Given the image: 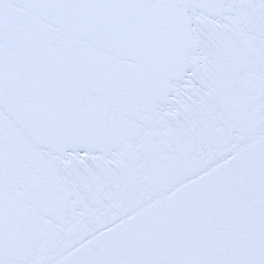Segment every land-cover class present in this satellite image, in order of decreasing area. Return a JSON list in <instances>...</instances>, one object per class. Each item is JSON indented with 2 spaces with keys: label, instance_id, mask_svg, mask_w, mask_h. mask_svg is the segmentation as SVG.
I'll return each mask as SVG.
<instances>
[{
  "label": "snow or ice",
  "instance_id": "snow-or-ice-1",
  "mask_svg": "<svg viewBox=\"0 0 264 264\" xmlns=\"http://www.w3.org/2000/svg\"><path fill=\"white\" fill-rule=\"evenodd\" d=\"M0 264H264V0H0Z\"/></svg>",
  "mask_w": 264,
  "mask_h": 264
}]
</instances>
